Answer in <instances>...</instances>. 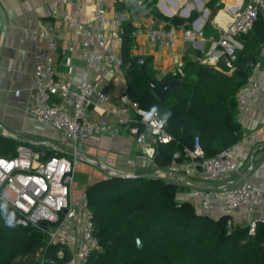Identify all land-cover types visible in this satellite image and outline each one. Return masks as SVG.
<instances>
[{"label":"trees","instance_id":"obj_1","mask_svg":"<svg viewBox=\"0 0 264 264\" xmlns=\"http://www.w3.org/2000/svg\"><path fill=\"white\" fill-rule=\"evenodd\" d=\"M219 1L209 0L205 6L219 8ZM155 16L165 26L183 27H189L195 18L193 12L187 18L159 13ZM203 29L208 31V25ZM122 31L120 69L125 79L124 93L147 111L156 106L161 119L165 112L171 113L164 124L170 140L157 144L154 162L158 167L179 161L175 153L183 156L194 137H198L205 156L228 149L241 139L236 94L253 66L264 61V56L259 57L264 47V0L257 7L251 29L235 38L241 48L234 49V68L229 73L221 64L219 70L193 59L192 55L200 53L192 50L184 54L180 72L158 77L151 56L130 55L134 28L123 23ZM173 79L178 80L173 90L156 98L151 86ZM137 124L142 129L144 121L139 119ZM54 153L60 152L53 150L49 155ZM176 191V183L156 176H111L90 184L85 196L98 247L85 264H264V231L257 234L260 224L253 235L247 234V225L233 224L228 232L226 216L212 219L196 213L190 202L175 198ZM12 213L0 202V264H39L41 259L65 264L70 260L66 250L57 257L60 247L47 245L38 229L7 226V216ZM39 249L44 251L42 258L36 255Z\"/></svg>","mask_w":264,"mask_h":264},{"label":"built area","instance_id":"obj_2","mask_svg":"<svg viewBox=\"0 0 264 264\" xmlns=\"http://www.w3.org/2000/svg\"><path fill=\"white\" fill-rule=\"evenodd\" d=\"M118 0H114L116 2ZM137 8L146 11V0H131ZM222 1V2H221ZM261 0H237L225 2L220 0V10L231 15L226 26L219 27L214 35H209L202 43L201 30L180 27V35L174 34L172 26H147V41L152 46L173 47L177 42H185L197 51L205 49L203 56L196 60L200 63L213 64L220 70V64L227 73L234 68V40L247 33L253 24L257 7ZM145 2V3H144ZM105 0H96L92 18L81 22L76 19L78 10L72 15H62V24H70L80 34V50L85 55L84 72L96 71L100 74L115 75L120 70L121 59L114 54L110 40L121 41L122 23L120 17L113 13L106 15ZM49 15L58 17L56 2L51 1ZM107 27L104 31L101 27ZM54 32L37 31L33 52V93L26 111L37 122L50 126L61 135L60 153L41 156L31 147L23 144L16 146L14 154L0 156V202L15 214L17 226L35 228L41 231L49 246L58 245L57 257L68 251L70 260L76 264H85L91 253L98 247L93 231L91 212L85 194L80 197L78 205L70 200L69 188L71 173L78 163L77 145L87 138L107 131V126L100 119H89V107L95 109L107 101V96L99 89L97 81L82 79L76 86L71 84L72 73L69 44L65 51L64 64L66 75L55 73V58L59 43L64 39V32L59 31L58 24L53 23ZM69 42L73 37H69ZM258 83L249 77L236 94V113L244 110L249 101L256 99L259 92ZM120 114L118 123L128 124L133 121L128 131L134 142L146 156L151 157L153 150L146 146L148 136L158 143H166L170 136L164 126L157 130L150 122H145L147 110L122 93L119 97ZM264 105V98L262 99ZM144 121L139 129L137 121ZM154 119H161L159 115ZM135 120V121H134ZM183 155L194 173L207 182L228 183L220 188H194L191 197L198 199L202 211H209L215 202L223 213L241 207L252 211L264 203V185H256L248 180L231 184L240 170L229 155V148L212 156H205L198 137H194L192 146L184 148ZM257 220L247 224V234L253 235ZM44 224V228L41 227ZM233 223L227 221V231ZM264 245V239H263ZM41 259L39 264H51Z\"/></svg>","mask_w":264,"mask_h":264},{"label":"crops","instance_id":"obj_3","mask_svg":"<svg viewBox=\"0 0 264 264\" xmlns=\"http://www.w3.org/2000/svg\"><path fill=\"white\" fill-rule=\"evenodd\" d=\"M51 1L56 2L58 17L49 15ZM209 0H146V11H143L131 0H105L107 17L116 13L121 23L130 24L134 31V46L130 55L151 56V66L160 77L164 74L180 72L182 59L185 53L197 51L188 43L177 42L173 47L152 46L147 41V26H164L174 28V34L180 35L181 25L165 26L155 13L169 17L176 15L187 18L191 12L195 18L189 27L201 30L202 43L209 35H214L219 27L226 26L231 18L227 12L219 8H207ZM236 2L237 0H224ZM144 2V3H145ZM222 2V1H221ZM96 8V0H0V156L14 154L19 144L31 147L41 156H48L54 151L60 152L61 135L50 126L37 122L26 111L33 93V52L37 39V31L51 32L53 23L58 24L59 31L64 32V39L59 43V50L55 58L54 70L59 76L66 75L64 56L65 48L71 44L70 64L72 73L69 76L71 84L76 86L82 79L97 81L99 89L107 96V101L98 107H89V119L94 122L104 121L107 131L93 135L78 143V163L71 173L69 188L70 200L78 205L85 189L92 183L111 177L110 173L119 172L127 174H140L154 172L156 177L164 178L177 184L175 198L178 201H188L196 213L204 214L212 219L226 216L227 221L233 224L246 226L249 221L257 220L260 224L259 235L264 231V203L256 209L249 211L238 207L228 213H223L218 202L204 212L199 201L191 197L194 188L214 189L228 183H215L202 180L194 173L184 155L179 152L175 157L179 161H172L165 168L158 167L154 158L157 154L158 142L148 136L146 146L152 148L151 157L146 156L137 148L134 138L128 131V124L118 123L120 114L119 97L125 91V79L121 69L115 75L98 73L96 71L86 74L84 72L85 55L80 50V34L70 24H62L59 17L72 15L77 9L76 19L85 22L92 18ZM209 30L204 31V25ZM104 31L107 27H101ZM54 32V30H53ZM73 41L69 42V37ZM235 47L241 45L234 40ZM115 55L120 57V43L110 40ZM205 49L199 51L202 57ZM264 56V47L259 57ZM198 56L192 55L196 60ZM250 77L259 85L258 97L248 102L244 110L236 114L241 129V139L229 148V155L237 164L240 173L231 180L237 184L248 180L256 185H264V61L257 62L251 71ZM174 87L178 80L171 81ZM164 84V83H163ZM162 85V84H161ZM157 98V97H156ZM156 149V150H155ZM183 157V158H182ZM74 191V192H73ZM65 264H76L69 260Z\"/></svg>","mask_w":264,"mask_h":264},{"label":"water","instance_id":"obj_4","mask_svg":"<svg viewBox=\"0 0 264 264\" xmlns=\"http://www.w3.org/2000/svg\"><path fill=\"white\" fill-rule=\"evenodd\" d=\"M173 88H174V84L172 82H169V83H164L159 86H151V91L155 97H157L158 99H161L165 97L166 95H168L173 90ZM110 175L117 176V177H123V178H132V177L150 178V177H154L155 173L145 172V173H140V174L135 175V174L113 172V173H110ZM41 227L44 228V224H41ZM136 244H137V247L141 246L139 239H136ZM51 264H54V263H51Z\"/></svg>","mask_w":264,"mask_h":264},{"label":"clouds","instance_id":"obj_5","mask_svg":"<svg viewBox=\"0 0 264 264\" xmlns=\"http://www.w3.org/2000/svg\"><path fill=\"white\" fill-rule=\"evenodd\" d=\"M158 115V108L156 106H152L151 109L145 114V122H150L157 130L162 128L167 120L170 118L171 113L165 112L163 119H154ZM17 221L14 220V213L8 214L6 219V224L9 227H15Z\"/></svg>","mask_w":264,"mask_h":264},{"label":"rangeland","instance_id":"obj_6","mask_svg":"<svg viewBox=\"0 0 264 264\" xmlns=\"http://www.w3.org/2000/svg\"><path fill=\"white\" fill-rule=\"evenodd\" d=\"M73 192H74V191H73ZM36 255L39 256L40 258H42L43 255H44V251H43V249H39V250L37 251ZM67 255H68V254H67Z\"/></svg>","mask_w":264,"mask_h":264}]
</instances>
